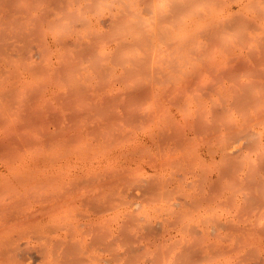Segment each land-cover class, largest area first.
I'll list each match as a JSON object with an SVG mask.
<instances>
[{"label": "rangeland", "instance_id": "374dc122", "mask_svg": "<svg viewBox=\"0 0 264 264\" xmlns=\"http://www.w3.org/2000/svg\"><path fill=\"white\" fill-rule=\"evenodd\" d=\"M32 175L0 192V264L64 231L78 264H131L124 237L264 264V0H0V177Z\"/></svg>", "mask_w": 264, "mask_h": 264}, {"label": "bare ground", "instance_id": "6f19581e", "mask_svg": "<svg viewBox=\"0 0 264 264\" xmlns=\"http://www.w3.org/2000/svg\"><path fill=\"white\" fill-rule=\"evenodd\" d=\"M6 107L7 106L3 105V107H1V109L2 110H5V109L7 110L8 107L7 108ZM1 177H0V181H4V182L0 183V192L4 191L5 189H8L10 192H14L16 190L17 186L10 188L8 185L10 183L15 182V181L24 183V186H28V185L32 186V185H35L38 182L53 181L52 178H48V180L43 181L44 179H47V178L35 177L33 175L31 177L27 176L26 178L25 177L24 178H20V177L19 178L18 177L13 178L12 177L11 179L10 178H1ZM42 195H40V196L44 198L45 195L44 194H42ZM10 196L12 197V195H10ZM9 199H11V198H9ZM8 202L11 203V201H9V200H8ZM4 203H5L4 205L3 204L0 205V209H2L6 205V202H4ZM54 205H55V202H52V203H49L46 207L49 208V209H52V208H54L53 207ZM2 211H4L3 214H1V216H3L2 218H7V216L11 214V213H9L6 210H2ZM11 215H13V214H11ZM136 216H138V214H136ZM17 235H20V234H17ZM68 236L71 239H67L66 237H68ZM78 236H79V234H77V231H75V233L74 232L71 233L70 231H64V232L60 233L59 235H57V238L53 242L48 244L47 248L45 249V252H49L50 251V252L54 253V257H55L54 258V262H53V260L52 261L51 260L50 261L42 260L40 263H36V264H78L76 261H72L71 259L61 260V258H63L64 256L69 255L70 253H72L74 251H75V253H77L76 258H80L79 261H81V259L86 261L87 260V256H88L87 255V251L89 250L88 248H89V245H90L89 243L90 242L88 243V241H86V239H84V238L80 239V238H82V235H80V237H78ZM124 238H125V240L122 239L121 248H116L113 252L111 250V253L109 252L110 251L109 248H110V246L112 244V242H110V241H109L108 245H104L103 248H101V249L102 250H106V251L109 252V255H110L109 258H114L116 256L118 257L119 254H120L121 258H126V257L134 258V262H132L131 264H133V263L134 264H193V263H195V261L197 262V259L204 258V256L208 255L207 252L206 253H200L201 252L200 249L198 250V248H197L196 251H193V253H191L192 255H190V252H188L186 250H183V251H185V254H186V252L189 253V256H187L189 258H187V259H186V257L185 258L182 257V253H183L182 250H181L182 253L178 252V254L176 253L177 255L176 254L175 255H171L170 254V255H163V256H160L159 258H156L155 255H145L142 252L145 253L146 251H149L148 250L149 248H152V247H154V246H156V245H158L160 243H156L155 240L151 239L152 241H148L146 244H142L143 246L141 248L133 249L132 246L128 243L129 239L126 240V237H124ZM162 241L163 240H161V245H162ZM120 242H121V240H120ZM190 245H192V244H190ZM193 246H195L194 243H193ZM159 247H160V245H159ZM141 249H143V250H141ZM171 249L172 248H168L166 251L169 253L171 251ZM168 250H170V251H168ZM201 250H203V249H201ZM216 250H218L217 246H213V247L210 248L211 252L215 251V253H216L217 252ZM188 253H187V255H188ZM215 253L214 254L212 253L213 256L216 255ZM200 254H203V255L201 256ZM212 254H210V255H212ZM32 257H34V256H32ZM19 258L21 260H23V261H25V259H26L22 255H19ZM28 258L30 259L29 255H28ZM15 260H17V259H15ZM99 260H103L107 264H111V259H108V258L107 259H102L101 257H99ZM32 262H34V260ZM216 263L217 262H215L214 264H216ZM114 264H117L116 261H115ZM217 264H225L224 259L219 261Z\"/></svg>", "mask_w": 264, "mask_h": 264}]
</instances>
